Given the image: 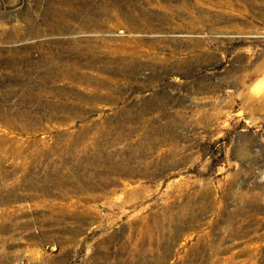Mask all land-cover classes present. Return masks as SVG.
I'll return each mask as SVG.
<instances>
[{
	"label": "rangeland",
	"instance_id": "374dc122",
	"mask_svg": "<svg viewBox=\"0 0 264 264\" xmlns=\"http://www.w3.org/2000/svg\"><path fill=\"white\" fill-rule=\"evenodd\" d=\"M263 62L264 0H0V264H264Z\"/></svg>",
	"mask_w": 264,
	"mask_h": 264
},
{
	"label": "bare ground",
	"instance_id": "6f19581e",
	"mask_svg": "<svg viewBox=\"0 0 264 264\" xmlns=\"http://www.w3.org/2000/svg\"><path fill=\"white\" fill-rule=\"evenodd\" d=\"M55 117L63 118L62 116H59L58 114H56ZM71 117H72V115H70L69 117H65L64 116V118H69V119H71ZM85 132H86V130H82V131L78 132L76 135H71V137H70L71 141L69 142V149H71L74 145H76L78 143V142H76L77 139H80V138L84 137ZM35 145H36V148H35L34 152H31L27 156H24V153L26 152V148L25 147L17 146V147H15L13 149L12 156H13V158L15 160L13 161L12 164H13V171L15 173L16 172L27 173L26 171L29 170L28 169L29 166L27 165L29 161L31 162L32 165H36L40 160H42V158L44 160H46L47 162H49L48 160L51 159L52 162H53L55 160L50 158V157L53 156L55 153H58V156H57L56 159H58V160H60L62 162V169L65 170V173H64L65 175L63 177V179L65 180V184H67V182L75 183L76 181H78V176H74V174H71V172L69 170V167H68V164L70 162H72V161H75L76 165H78V166L81 164V157H80V154L78 152L70 151V152H67V153H63V152H60V150H54L53 146L49 147V148H41L42 145H44V144L37 143V142H36ZM61 150L63 151V149H61ZM24 158H26V159L30 158V160L25 162ZM16 159H20L19 162H16ZM109 159L111 160V162H117L118 171L119 172H123V166L117 160L116 161L113 160L114 158L112 156H110ZM99 162H100V160H97V159H95L93 161L94 164H97ZM117 165H112V166H114V168H115ZM85 167H87V165H85ZM133 172H135V170H133L131 173L133 174ZM137 173H135V174H137ZM89 177H90L89 179H86V181L88 183L91 181V176H89ZM82 189H84V187Z\"/></svg>",
	"mask_w": 264,
	"mask_h": 264
},
{
	"label": "crops",
	"instance_id": "0c3cea01",
	"mask_svg": "<svg viewBox=\"0 0 264 264\" xmlns=\"http://www.w3.org/2000/svg\"><path fill=\"white\" fill-rule=\"evenodd\" d=\"M260 75H261V79L264 80V62L262 63L261 67H260Z\"/></svg>",
	"mask_w": 264,
	"mask_h": 264
}]
</instances>
